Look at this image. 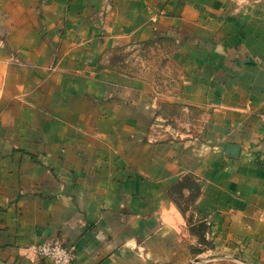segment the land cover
Returning a JSON list of instances; mask_svg holds the SVG:
<instances>
[{
  "label": "crops",
  "instance_id": "0c3cea01",
  "mask_svg": "<svg viewBox=\"0 0 264 264\" xmlns=\"http://www.w3.org/2000/svg\"><path fill=\"white\" fill-rule=\"evenodd\" d=\"M148 42L170 94L104 62ZM51 237L74 264H264V0H0V264H55Z\"/></svg>",
  "mask_w": 264,
  "mask_h": 264
},
{
  "label": "rangeland",
  "instance_id": "374dc122",
  "mask_svg": "<svg viewBox=\"0 0 264 264\" xmlns=\"http://www.w3.org/2000/svg\"><path fill=\"white\" fill-rule=\"evenodd\" d=\"M123 53H116L112 59L106 58L105 63L122 66L123 69L151 79L165 93L170 94V85L176 86L177 69L170 62V45L142 44L124 49ZM123 64H122V63ZM170 117V110L167 112ZM160 135L169 133L170 123L160 125Z\"/></svg>",
  "mask_w": 264,
  "mask_h": 264
},
{
  "label": "built area",
  "instance_id": "2783aa9c",
  "mask_svg": "<svg viewBox=\"0 0 264 264\" xmlns=\"http://www.w3.org/2000/svg\"><path fill=\"white\" fill-rule=\"evenodd\" d=\"M31 248L39 258H47L55 264H74L77 249L75 244L65 243L59 237L34 243Z\"/></svg>",
  "mask_w": 264,
  "mask_h": 264
},
{
  "label": "water",
  "instance_id": "95a60500",
  "mask_svg": "<svg viewBox=\"0 0 264 264\" xmlns=\"http://www.w3.org/2000/svg\"><path fill=\"white\" fill-rule=\"evenodd\" d=\"M199 259H196L195 261L189 263V264H195L196 261H198Z\"/></svg>",
  "mask_w": 264,
  "mask_h": 264
},
{
  "label": "trees",
  "instance_id": "16d2710c",
  "mask_svg": "<svg viewBox=\"0 0 264 264\" xmlns=\"http://www.w3.org/2000/svg\"><path fill=\"white\" fill-rule=\"evenodd\" d=\"M145 44H154L153 42H148V43H145Z\"/></svg>",
  "mask_w": 264,
  "mask_h": 264
}]
</instances>
